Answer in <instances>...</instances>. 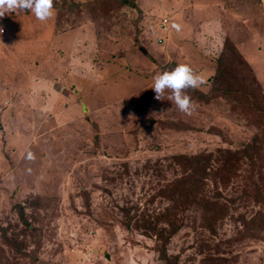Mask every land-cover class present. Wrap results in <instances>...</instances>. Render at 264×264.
<instances>
[{"label": "rangeland", "instance_id": "1", "mask_svg": "<svg viewBox=\"0 0 264 264\" xmlns=\"http://www.w3.org/2000/svg\"><path fill=\"white\" fill-rule=\"evenodd\" d=\"M59 2L44 22L0 19V264H161L141 228L162 215L181 224L177 264H264V0ZM227 39L244 101L187 90L189 116L169 90L155 99L154 76L179 63L207 92ZM198 153L209 175L171 216L193 166L174 156Z\"/></svg>", "mask_w": 264, "mask_h": 264}, {"label": "trees", "instance_id": "2", "mask_svg": "<svg viewBox=\"0 0 264 264\" xmlns=\"http://www.w3.org/2000/svg\"><path fill=\"white\" fill-rule=\"evenodd\" d=\"M120 5H126L129 7H132L136 9L137 11L139 10L138 6L134 2V0H117ZM60 7V2L55 3L54 7L55 9ZM230 40V39H229ZM227 39V42L230 46V50L232 52H227L226 49H222L220 52L221 54H218L215 58V67H214V72L211 77V87L207 92H203L199 89H188L192 94L191 96L195 95L199 100H208L214 97H224V98H233V99H239V101H244L243 98H246L247 93L246 90V85L243 83H240V81L234 78V70L232 69L231 62L233 63L232 60L229 61L228 55L233 56L234 58H239V54L234 47L233 42L229 41ZM238 83V84H237ZM249 106H253V110L257 111L259 108L263 109L262 107H258L255 104H249ZM250 108V107H249ZM250 108V109H252ZM264 111V109H263ZM244 148V147H243ZM234 152L231 151L230 149H226L223 151L219 152L220 158V164L217 166L219 171H220V176L218 177H224L227 179V158L229 156L233 157ZM227 155V157H225ZM244 155L241 154L239 158ZM209 154H203V153H198L195 155L191 156H185V155H176L174 158H179L182 157L186 162H192L193 166L186 167L187 172H186V177L187 179L182 183V187L180 188V180H177L176 187L178 190L176 191L175 199L176 202L172 204V207H176L171 216L174 215L175 211H183L184 208H180V203H184V199L191 195L192 201L195 200V193L193 190V187L199 186L201 184V181L204 180V178L209 175L207 172L208 170H205L207 165L209 164L208 158ZM190 160V161H189ZM201 165V167H200ZM198 166V170L196 167ZM215 167L213 168L214 171ZM217 169V168H216ZM234 169V168H233ZM222 171H225L222 173ZM211 177H214L213 172L211 173ZM214 179V178H213ZM174 183L169 184V189L167 192L172 190V187L174 189ZM180 198V199H179ZM169 200L170 197H169ZM172 201V200H171ZM38 204V203H37ZM211 204H216V202H212ZM43 206L42 204H40ZM20 208L19 210H23L22 206L18 205ZM180 208V209H179ZM126 214L128 213L127 210L124 211ZM170 215H162V216H155V220L149 224H144V226L141 228V233L145 236H151L154 237L157 240V243L153 246L154 251L157 254V259L161 261V264H177V255L176 254H169L167 252L166 245L171 238L172 235H174L179 228L181 227V224H178L174 222L173 220L169 219ZM22 221L24 222V225L26 224V220L23 217ZM159 222L164 223V225H158ZM124 227L129 228L130 227V221L129 219L124 222ZM6 239H4V242ZM8 243V240L5 242ZM39 246V240L35 241V247ZM18 248V247H17ZM20 250V249H19ZM214 264H217L216 262Z\"/></svg>", "mask_w": 264, "mask_h": 264}, {"label": "clouds", "instance_id": "3", "mask_svg": "<svg viewBox=\"0 0 264 264\" xmlns=\"http://www.w3.org/2000/svg\"><path fill=\"white\" fill-rule=\"evenodd\" d=\"M59 0H0V19L6 13L29 11L41 22L51 19L55 15L54 4ZM177 27V25H173ZM0 27V33H3ZM206 83L203 75L198 74L188 63H179L171 70H165L154 76L152 89L155 99L161 100L166 90L171 92L170 100H174L178 109L186 114L192 115L196 108L192 98L187 94L188 89H199ZM28 160L34 161L36 156L33 152L27 153Z\"/></svg>", "mask_w": 264, "mask_h": 264}, {"label": "built area", "instance_id": "4", "mask_svg": "<svg viewBox=\"0 0 264 264\" xmlns=\"http://www.w3.org/2000/svg\"><path fill=\"white\" fill-rule=\"evenodd\" d=\"M167 21V18H162L161 23L164 24Z\"/></svg>", "mask_w": 264, "mask_h": 264}]
</instances>
